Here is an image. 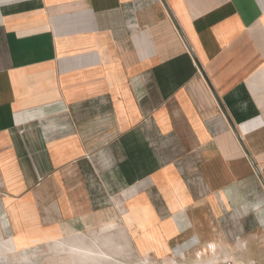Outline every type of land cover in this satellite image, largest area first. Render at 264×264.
I'll return each instance as SVG.
<instances>
[{
  "label": "crops",
  "instance_id": "1",
  "mask_svg": "<svg viewBox=\"0 0 264 264\" xmlns=\"http://www.w3.org/2000/svg\"><path fill=\"white\" fill-rule=\"evenodd\" d=\"M255 210L264 0H0V257L264 264Z\"/></svg>",
  "mask_w": 264,
  "mask_h": 264
},
{
  "label": "rangeland",
  "instance_id": "2",
  "mask_svg": "<svg viewBox=\"0 0 264 264\" xmlns=\"http://www.w3.org/2000/svg\"><path fill=\"white\" fill-rule=\"evenodd\" d=\"M254 215L260 225L259 237H257L256 240L257 242H260L262 239L260 236L262 235L264 238V225L261 224V220L264 219V212L255 210ZM75 233L76 232L67 233L64 237L55 239L52 242L46 244L34 243L27 248L19 250L15 255L11 256L10 259L0 257V264H215L214 262L216 260H220L210 259L209 262H202L201 260L190 261L188 259H180L179 257H181V255L179 253L178 246L173 247L172 252L163 256L162 258H155L151 254H136L132 251L131 248H129L128 252L110 255L106 254V252L102 248L96 246L93 243H90L86 238V233H81L82 235H75V237H69ZM64 239L69 240L64 241ZM74 240L77 241V243ZM79 241L81 242L78 243ZM70 244L76 245V248L83 247L84 250L86 249L84 251L85 253L82 252L85 254V256L82 255V257V253L80 251L78 252L75 247L73 248L74 250H72L71 253V249L68 250V248H71ZM89 246H91L92 248ZM95 248L97 249V252H90L91 249ZM261 248L264 250V247ZM75 254L76 256H79L75 257Z\"/></svg>",
  "mask_w": 264,
  "mask_h": 264
},
{
  "label": "bare ground",
  "instance_id": "3",
  "mask_svg": "<svg viewBox=\"0 0 264 264\" xmlns=\"http://www.w3.org/2000/svg\"><path fill=\"white\" fill-rule=\"evenodd\" d=\"M75 235H82V234H81L80 232H76L75 234H73V235H71V236H69V237H72V236L75 237ZM103 235H105V234H103ZM77 237H78V236H77ZM66 238H68V237H66ZM81 238H82V237H81ZM69 239H70V238H69ZM69 239H64V241H65V240H69ZM74 241H75V240H74ZM75 242L77 243V241H75ZM80 242H81V241H79L78 243H80ZM76 243H75V244H76ZM81 245H82V243H81ZM88 245H89V244H88ZM92 245H93V244H92ZM75 246H76V245H72V244H70V247H71V248H68V247H67V248H68V250L71 249V253H72V250H74L73 248H74ZM79 247H80V246H79ZM89 247H91V246H89ZM212 247H213V246H212ZM63 248H64V247H63ZM75 248H76V247H75ZM91 248H92V247H91ZM76 249L78 250V252L80 251L81 253L84 252V251L86 250V249L84 250L83 247H82V248H76ZM95 249H96V248H95ZM95 249H91V251H90V250H89V251L92 252V253L97 252V249H96V250H95ZM17 251H18V250H17ZM90 252H89V253H90ZM76 253H77V252H76ZM81 253H78V254H81ZM84 253H85V252H84ZM84 253H82L81 256H82V255L85 256ZM87 253H88V252H87ZM96 255H97V254H96ZM78 256H79V255H78ZM78 256H76V254H75V257H78ZM86 256H87V254H86ZM90 256H91V255H90ZM90 256H89V257H90ZM82 257H83V256H82ZM103 257H105V256H103ZM96 258H97V257H96ZM79 259H80V257H79ZM81 259H82V258H81ZM91 259H92V257H91ZM107 259H109V258H107ZM239 263H240V262H239Z\"/></svg>",
  "mask_w": 264,
  "mask_h": 264
},
{
  "label": "built area",
  "instance_id": "4",
  "mask_svg": "<svg viewBox=\"0 0 264 264\" xmlns=\"http://www.w3.org/2000/svg\"><path fill=\"white\" fill-rule=\"evenodd\" d=\"M215 264H254V262H248V263H236L235 261H233L232 259H220V260H216L214 262Z\"/></svg>",
  "mask_w": 264,
  "mask_h": 264
}]
</instances>
